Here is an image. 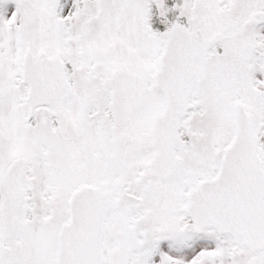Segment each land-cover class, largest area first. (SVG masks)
Instances as JSON below:
<instances>
[{
	"label": "snow or ice",
	"instance_id": "obj_1",
	"mask_svg": "<svg viewBox=\"0 0 264 264\" xmlns=\"http://www.w3.org/2000/svg\"><path fill=\"white\" fill-rule=\"evenodd\" d=\"M0 264H264V0H0Z\"/></svg>",
	"mask_w": 264,
	"mask_h": 264
}]
</instances>
